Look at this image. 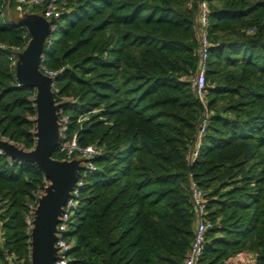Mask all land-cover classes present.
Wrapping results in <instances>:
<instances>
[{"label":"trees","instance_id":"obj_1","mask_svg":"<svg viewBox=\"0 0 264 264\" xmlns=\"http://www.w3.org/2000/svg\"><path fill=\"white\" fill-rule=\"evenodd\" d=\"M54 1L61 12L42 65L57 72L58 97L73 100L63 105L67 137L101 152L69 220L68 264H182L195 225L189 172L213 223L198 264L243 252L264 264V0H207L205 105L190 84L199 0ZM5 7L0 0V136L28 149L34 91L16 86L8 59L26 31ZM52 158L64 159L57 149ZM42 181L33 164L0 155V264H30L27 205Z\"/></svg>","mask_w":264,"mask_h":264},{"label":"built area","instance_id":"obj_2","mask_svg":"<svg viewBox=\"0 0 264 264\" xmlns=\"http://www.w3.org/2000/svg\"><path fill=\"white\" fill-rule=\"evenodd\" d=\"M16 1L18 2L17 11H19L20 13L23 12L25 6H27L28 8H31L33 6L41 7L38 12V16L42 17L49 24L50 33L49 36L46 38V42H45V46H46V44L49 43L53 35L55 22L59 19L61 10L55 4L54 0H16ZM30 14L35 15L32 13ZM197 23L199 28L198 33L200 39L199 70L197 75L190 80V84H191V89L194 92L195 96L200 100V102L203 105H205V101H204L205 73L204 72H205V62L207 59V53L209 49V40L207 36V26H208L207 0H199ZM10 24L13 25L14 23L11 22ZM25 31H26V35L24 38H27L26 45L23 48L21 47L8 48L9 50L8 59L10 63V68L13 71V78L16 82L17 87H22V86L20 83L17 82L15 78L16 64L19 61V55L24 51L29 41L27 30L25 29ZM42 60L38 68L39 72L43 76L55 78L57 72H53L45 69V67L42 65ZM33 91H34V95L29 98V101L32 103L36 111V105L34 103L36 92L35 90ZM52 92L54 93V103L59 107L56 112L57 125H58V145L56 149L57 152L64 157L63 160H59V161L69 162L72 160H76L79 162V170L77 171L76 182L69 193L68 199L66 200L65 204L61 207V212L57 217V224L55 226V233H54L55 254H54L53 264H68L70 262V251L72 248V242L71 240H69L67 235L69 220L73 213V209L76 206L78 193L80 188L83 186L85 178L87 177L88 174L96 170L93 160L97 156H100L101 152L95 146H90V145L86 147L79 146L77 144L75 135H73L71 138L67 137V127L69 123V117L63 113V105L66 102L72 103L73 100L68 98H59L58 91L55 89V84H52ZM36 118L37 115L28 117L27 119L32 124V128L30 129L29 132L33 136L34 146L36 141V137H35ZM208 118H209V114L205 110L203 118L197 128L196 140L192 144L189 153L186 157V160L189 165L192 164L198 156L200 144L205 134ZM0 141L14 145L18 149L23 150L24 152H30L34 149V146L32 148L27 149L23 145L14 143L2 136H0ZM0 155L7 156L11 162L20 163L17 160H12L2 149H0ZM41 176L43 178L42 186L38 187L37 190L33 193L32 199L27 205L26 225L30 232L33 227L35 211L38 207L39 201L42 198V196L45 194V190L50 185L49 181L46 180L42 174ZM188 189H189V197H190L191 205L195 216V225L193 229L192 241L182 264H198L199 260L202 257L206 233L210 229H212L213 223L207 218L206 194L199 187L198 183L194 180L193 174L190 172L188 173ZM7 261L8 264H17L8 257H7ZM224 264H256V260L253 255L243 252V253H238L234 257L226 260Z\"/></svg>","mask_w":264,"mask_h":264},{"label":"water","instance_id":"obj_3","mask_svg":"<svg viewBox=\"0 0 264 264\" xmlns=\"http://www.w3.org/2000/svg\"><path fill=\"white\" fill-rule=\"evenodd\" d=\"M27 30L29 41L19 55L15 78L23 88L36 92V141L34 149L24 152L16 146L1 142L0 149L20 163L33 164L50 185L39 201L30 232V264H53L54 233L61 207L69 197L79 170V162L52 158L58 145V106L54 103L52 84L55 78L43 76L38 68L44 56L49 24L40 16L29 15L13 24Z\"/></svg>","mask_w":264,"mask_h":264},{"label":"rangeland","instance_id":"obj_4","mask_svg":"<svg viewBox=\"0 0 264 264\" xmlns=\"http://www.w3.org/2000/svg\"><path fill=\"white\" fill-rule=\"evenodd\" d=\"M16 1V0H15ZM9 4V0H6V7H5V14H4V18H7L8 21L11 23H16L18 22V20H20L21 17H23L24 15H29L30 13V9L28 10H23L22 13H20L19 11H17V7H18V2L16 1V6H14L13 8H9L8 6ZM35 15L38 16V13H36Z\"/></svg>","mask_w":264,"mask_h":264},{"label":"crops","instance_id":"obj_5","mask_svg":"<svg viewBox=\"0 0 264 264\" xmlns=\"http://www.w3.org/2000/svg\"><path fill=\"white\" fill-rule=\"evenodd\" d=\"M29 15H31V14H29ZM29 15H27V16H29ZM25 16H26V15H24L23 17H25ZM23 17H21V18H23ZM21 18H20V19H21Z\"/></svg>","mask_w":264,"mask_h":264}]
</instances>
